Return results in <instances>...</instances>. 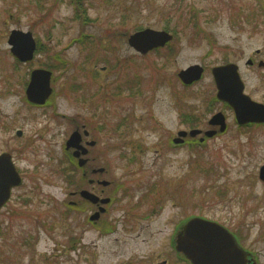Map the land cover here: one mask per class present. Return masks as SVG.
Segmentation results:
<instances>
[{
	"label": "rangeland",
	"instance_id": "374dc122",
	"mask_svg": "<svg viewBox=\"0 0 264 264\" xmlns=\"http://www.w3.org/2000/svg\"><path fill=\"white\" fill-rule=\"evenodd\" d=\"M74 4L0 0V154L24 180L0 211V264H188L174 238L193 217L226 226L264 264V125L239 128L212 73L238 65L244 93L264 104V0H82L86 22ZM150 27L174 40L143 55L128 40ZM13 30L40 44L33 62L12 55ZM193 65L203 79L184 87L179 74ZM39 68L53 73L45 109L25 94ZM219 112L225 133L196 151L170 147L180 131L218 128L209 122ZM77 125L92 129L102 198L114 197L100 226L68 212Z\"/></svg>",
	"mask_w": 264,
	"mask_h": 264
},
{
	"label": "water",
	"instance_id": "95a60500",
	"mask_svg": "<svg viewBox=\"0 0 264 264\" xmlns=\"http://www.w3.org/2000/svg\"><path fill=\"white\" fill-rule=\"evenodd\" d=\"M129 45L132 49L145 55L151 50L164 47L173 40V35L167 31H158L150 28L135 32L130 37ZM11 53L21 61H30L34 57L36 40L31 32L13 30L8 40ZM251 63V62H249ZM204 69L199 65H193L183 70L179 77L185 84H191L202 77ZM213 75L218 88L216 95L220 100L230 104L234 109L236 118L240 124L248 122L264 123V104L256 103L244 93L245 85L239 73V66L233 63L214 67ZM32 74L31 82L27 90L28 99L34 103H44L51 95L52 73L47 70H36ZM211 125H219L220 131L226 130V121L222 113L210 120ZM201 131L192 130L191 137H197ZM216 132L208 131L207 136ZM21 134V132H19ZM186 131L179 132L181 142L187 136ZM80 132H74L67 142V148L78 150L74 153L80 156L82 146ZM80 161V165L85 164ZM259 177L264 182V165L261 167ZM21 182V177L8 153L0 155V210L10 199L12 188ZM105 185L108 182H103ZM82 197L97 202L99 198L88 192L82 191ZM108 203L109 199L101 200ZM98 216V215H96ZM235 235L222 224L205 218L194 217L186 222L176 236V250L182 253L191 264H257L251 252L243 247L235 239Z\"/></svg>",
	"mask_w": 264,
	"mask_h": 264
},
{
	"label": "flooded vegetation",
	"instance_id": "af4514ba",
	"mask_svg": "<svg viewBox=\"0 0 264 264\" xmlns=\"http://www.w3.org/2000/svg\"><path fill=\"white\" fill-rule=\"evenodd\" d=\"M26 91H27V88H26ZM26 91H25V94H26ZM28 104L34 108H37V109L38 108L39 109L40 108L45 109L48 106H50V104H46L43 106L32 105L30 103H28ZM73 129L75 132L78 131L81 134V140H80L79 144L82 146V149L79 150L81 152L80 156H76L74 154L78 150L77 148L72 147L71 150L68 149L71 152V154L73 155L74 162L76 164V167H74L75 168L74 173L77 174L76 172H79V174H78L79 178L76 179L77 180L76 185L68 193V196H69L68 206H70V208H68V212L88 214V215H86V221L89 224H91L92 226H97L98 224H100V220H101L102 216L104 215V213L106 212L107 207L110 205H113L112 203H114V197L109 196L110 201L108 202V204L107 203L104 204L101 202V200L104 199V198H102V196H103L102 193L105 189V187H104L105 184H101L103 180H101L99 176L105 174L106 169H105V167L104 168H102V167L98 168V167L93 166L95 161H96V157L93 156V149L97 145V143H96L97 141L94 139H91L92 129L90 128V126H86V125H77ZM216 129H218V128H216ZM19 132H21V131H19ZM19 132L17 134L22 135V132H21V134H19ZM66 146H67V143H66ZM2 154H4V153H2ZM2 154H0V155H2ZM11 156H12V154H11ZM81 157L84 158V160L86 161L85 164L82 166L80 165V161L82 160ZM12 160H13V156H12ZM14 164H15V162H14ZM15 166H16V164H15ZM16 169H17L18 173L20 174L19 168L16 167ZM21 178H22V183L19 186L14 187L12 189L10 200L12 199L13 190L18 188V187H21L23 185L24 180H23L22 176H21ZM96 188H102L100 190L101 193L96 192L95 191ZM83 190H86L90 193L92 192V194L96 195L99 198V200L97 202H92L90 199H86V198L82 197L81 193ZM8 202L6 203L4 208L7 206ZM96 215H98V216H96Z\"/></svg>",
	"mask_w": 264,
	"mask_h": 264
},
{
	"label": "trees",
	"instance_id": "16d2710c",
	"mask_svg": "<svg viewBox=\"0 0 264 264\" xmlns=\"http://www.w3.org/2000/svg\"><path fill=\"white\" fill-rule=\"evenodd\" d=\"M75 2L77 3V5H75V8H76V16L78 17V18H82L83 17V20H84V22H86L87 21V18H88V15H87V9H84L83 8V5H82V0H75ZM261 11L264 13V6L261 8ZM261 12V13H262ZM167 46H171V43H169ZM40 49V44L38 43V50ZM160 50V49H159ZM188 87V86H187ZM194 118L195 117H193V116H186V119H188L189 121L188 122H192L193 120H194ZM252 127H254V126H250V127H248V128H252ZM188 146H189V148L191 149V151H196L197 149L199 150V149H201L203 146H206V145H199L198 144V142H197V140L196 139H192L191 140V142L188 144ZM69 155H70V159H71V163H72V167L74 168V167H76V164H75V162H74V158H73V155L71 154V153H69ZM75 169V168H74ZM120 187H123V186H119L118 188H120ZM67 207L68 208H70V206H68V204H67ZM99 225V224H98ZM97 225V226H98ZM100 226V225H99ZM0 230H1V228H0ZM112 231H114V229L113 228H111V229H107V228H104V230L102 231V233L104 234V233H107V234H109L110 232H112ZM0 235H1V231H0ZM177 257H178V260L180 261V262H186V263H188V264H191L185 257H184V255H182V254H180V253H178L177 252Z\"/></svg>",
	"mask_w": 264,
	"mask_h": 264
}]
</instances>
